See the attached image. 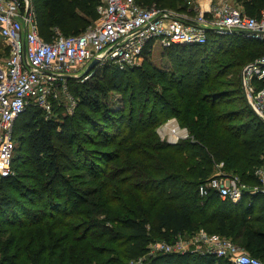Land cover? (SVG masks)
I'll use <instances>...</instances> for the list:
<instances>
[{
  "label": "trees",
  "instance_id": "obj_1",
  "mask_svg": "<svg viewBox=\"0 0 264 264\" xmlns=\"http://www.w3.org/2000/svg\"><path fill=\"white\" fill-rule=\"evenodd\" d=\"M194 1L136 0L190 15L196 14ZM236 1L249 16L264 11V0ZM33 3L47 42L56 30L79 35L100 20L101 0ZM263 45L239 34L209 35L204 45L166 48L177 51L170 58L188 69L177 80L165 76L160 94L126 78L132 67L107 64L104 72L118 81L112 87L97 75L102 68L94 69L92 83L78 82L72 115L46 117L28 108L19 117V138L14 129L26 157L16 145L12 174L0 177V264H232L215 255L149 254L154 239L170 244L199 228L264 262V230L257 228L264 220L252 219L243 198L233 203L216 193L199 194L220 163L226 175L259 184L255 171L264 164V123L248 105L234 70L263 56ZM150 55L151 45L144 51V57ZM222 56L229 60L219 64ZM113 91L122 92L121 110L107 103ZM165 117L175 118L189 138L161 140L157 128ZM96 159L104 163L98 173H78Z\"/></svg>",
  "mask_w": 264,
  "mask_h": 264
},
{
  "label": "built area",
  "instance_id": "obj_2",
  "mask_svg": "<svg viewBox=\"0 0 264 264\" xmlns=\"http://www.w3.org/2000/svg\"><path fill=\"white\" fill-rule=\"evenodd\" d=\"M194 2L196 14L192 17L154 4L144 7L136 0H101L100 20L93 27L73 36L56 30V37L47 42L39 33L33 0H0V38L9 48L7 59L0 61V177L12 174L14 126L19 117L30 107L52 115V99L95 59L99 63L92 71L107 64L126 70L150 45L163 49L204 45L209 35L233 33L264 43V11L253 17L245 14L236 0H209L206 8L203 1ZM240 80L248 105L264 123V55L242 68ZM71 102L69 114L76 107V102ZM188 138L186 129L183 133L174 129L170 143ZM223 166L220 163L217 168ZM255 176L259 184L251 186L237 176L216 174L200 186L199 194L205 198L216 193L221 200L238 203L245 194H264V164ZM182 235L170 244L151 243L149 254L200 252L226 258L232 264H264L226 237L200 230L197 242L188 243L181 240ZM201 246L205 250H200Z\"/></svg>",
  "mask_w": 264,
  "mask_h": 264
},
{
  "label": "rangeland",
  "instance_id": "obj_3",
  "mask_svg": "<svg viewBox=\"0 0 264 264\" xmlns=\"http://www.w3.org/2000/svg\"><path fill=\"white\" fill-rule=\"evenodd\" d=\"M193 5L195 6L194 8H196L197 2H194ZM190 16L194 17V15H190ZM261 47L264 50V45ZM172 52H174V50H172L170 52L166 49L158 47V45H156L155 47H151L150 57L146 58V57H144V54H143L140 57V59L137 61V63L132 67L133 71L129 72L126 75V78L132 77L133 81L134 80L135 81H141L145 85L150 86L152 88V90L158 92L159 94L162 93V87H163V85L166 84L162 81V79L165 78V76L168 78H171L172 80H177L182 74H185L186 73L185 71H187V69H188V67H186V68L179 67L175 63L177 61H173L170 58V53H172ZM174 53L176 54L177 51ZM8 56H9V48H7L6 43L0 38V61L6 60ZM257 58H258V56L251 58L252 62L254 60H256ZM228 60H229L228 58L222 56L219 58L218 61L220 64V63H224L225 61H228ZM197 63H199V60L194 62V64H197ZM249 63H251V60H246V61H244L243 65L245 66ZM100 70H102V71L97 75H100V77L103 79L104 82L108 83L109 85H111L113 87L115 85V83L118 81L117 78L113 77L111 72H108V71L104 72V66ZM142 70L147 71L146 72L147 77L141 76L140 71H142ZM241 70H242L241 68H237L234 70V73L236 74V76L240 75ZM84 71L85 70L79 71V76L74 79L76 81H67V84L65 85V89H63L62 91L60 90L58 92L60 95H58L56 98L52 99V102H53L52 105H53L54 109L52 111V115L51 114L48 116L46 115V117H66L68 115L70 116L73 114V113L72 114L67 113V109H68L71 101H75L76 105H77V100H76L77 94L75 92V89H80V87L78 86V82H80V83H82V82L92 83L93 82L92 81L93 78H91V73L90 74L88 73L89 75L83 74ZM86 75H88V76H86ZM85 77H87V78L85 79ZM231 78L233 79L234 77L230 76L228 79L232 80ZM121 97H122V92H120V91L111 92L109 100H107V103L109 106L111 105L112 110L118 111V110L122 109ZM167 118L166 117L163 118L162 121L165 120V122L162 123L157 128V132L159 133L161 140H165V141L170 143V141L173 138V130L177 129V131H179L180 133H183L185 128H182L175 118H170L168 120H167ZM22 123H23V119L22 118L20 120L18 119L15 123V126H14L15 133H16V136L18 138H19V135L21 132L18 131L16 128H18ZM16 145H18V147H19L18 152H22L23 155L25 156L26 154H25V147L23 146V141L22 140L16 141ZM85 147L87 149H97L98 148V146L92 145V144H86ZM106 149L109 150L111 148H106ZM18 152L16 153V155H21ZM92 163H93V166H91L90 168L84 167L83 170H79L78 173H85L86 175H90L91 172H95V173L99 172V165H101L100 166L101 169L104 168V163H102L99 159L94 160V162H92ZM223 171H224V167L219 168L217 171V174H225V172H223ZM237 177H239V176H237ZM90 180H91L90 177H86V179H85L86 182H84L86 186H89L91 184V182H90V184H89V182H87ZM246 195H249V194H245L242 197L243 201L241 203L243 204V207L244 206L247 207L246 209H248L250 211V213L252 214V219L255 217H258L263 221L264 220V199L254 202L253 200H251ZM257 228L264 230V223H258ZM206 229L199 228V230L196 229L198 231L193 233V234H188V233L183 234L181 236V240H183L184 242H188V243L191 241L197 242L196 241V235L198 234V232L200 230H204L205 232L208 233V231ZM153 242H158V240L154 239ZM192 247H194V246H191V248ZM200 248H201L200 250H205V247H203V246H201ZM193 253L194 254H201L200 252H193Z\"/></svg>",
  "mask_w": 264,
  "mask_h": 264
},
{
  "label": "water",
  "instance_id": "obj_4",
  "mask_svg": "<svg viewBox=\"0 0 264 264\" xmlns=\"http://www.w3.org/2000/svg\"><path fill=\"white\" fill-rule=\"evenodd\" d=\"M233 34H239V33H233ZM244 35H248V33H241ZM99 63V60L95 59L86 69L85 74H88L92 71V69Z\"/></svg>",
  "mask_w": 264,
  "mask_h": 264
},
{
  "label": "crops",
  "instance_id": "obj_5",
  "mask_svg": "<svg viewBox=\"0 0 264 264\" xmlns=\"http://www.w3.org/2000/svg\"><path fill=\"white\" fill-rule=\"evenodd\" d=\"M203 1V2H202ZM201 2H202V5H203V8H206L208 5H209V0H201ZM252 195V194H251ZM253 195H259V194H253ZM252 195V196H253Z\"/></svg>",
  "mask_w": 264,
  "mask_h": 264
}]
</instances>
